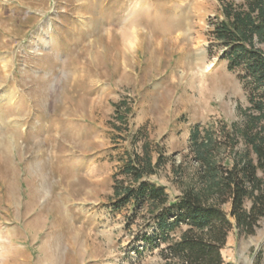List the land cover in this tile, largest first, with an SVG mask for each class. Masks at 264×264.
Wrapping results in <instances>:
<instances>
[{
	"label": "rangeland",
	"instance_id": "rangeland-1",
	"mask_svg": "<svg viewBox=\"0 0 264 264\" xmlns=\"http://www.w3.org/2000/svg\"><path fill=\"white\" fill-rule=\"evenodd\" d=\"M245 1L0 0V264L157 261L134 251L113 176L147 144L174 199L192 129L241 121L251 93L211 31ZM263 244L264 219L231 232L224 262Z\"/></svg>",
	"mask_w": 264,
	"mask_h": 264
},
{
	"label": "trees",
	"instance_id": "trees-1",
	"mask_svg": "<svg viewBox=\"0 0 264 264\" xmlns=\"http://www.w3.org/2000/svg\"><path fill=\"white\" fill-rule=\"evenodd\" d=\"M216 19L213 39L225 50L229 71H243L249 107L240 109L241 121H224L219 130L192 129L195 166L178 175L174 199L149 181L166 165L164 157L154 162L145 144L143 154L124 158L113 176L112 205L127 213L128 229L136 227L141 263L158 253L150 264H225L231 232L254 236L264 219V0L223 3ZM260 248L254 264H264Z\"/></svg>",
	"mask_w": 264,
	"mask_h": 264
}]
</instances>
